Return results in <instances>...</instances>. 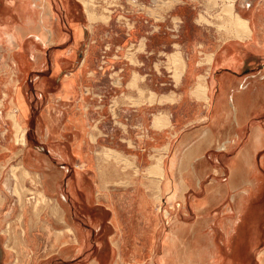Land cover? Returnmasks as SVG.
<instances>
[{"label": "rangeland", "instance_id": "1", "mask_svg": "<svg viewBox=\"0 0 264 264\" xmlns=\"http://www.w3.org/2000/svg\"><path fill=\"white\" fill-rule=\"evenodd\" d=\"M63 1L52 0L55 17L50 25L55 24L56 32L47 44L39 43L37 50L42 52L44 59L39 66L36 64L37 66L29 68L23 80L29 108L27 121L23 124L26 144L14 141L17 129L15 116H12L13 113L10 116V112H14L21 121L19 108L10 101L0 105V141L4 142L5 138H9L16 147L4 155L5 149L0 148V162L3 161L0 164L5 162L8 186L11 189L8 190L13 196L9 198L10 202L4 204V201L1 202L3 197L0 192V208H4L0 214V243L4 247L6 242L16 243L22 254L21 264H175L167 258V254L177 249L181 258L189 261L190 251L193 250H188L191 245H174L170 240L169 225L165 222L164 215L165 208L174 204L168 196L173 194H169L172 191V182L179 178L180 171H164L156 167L149 169V166L157 164V158H160V163L162 158H165L166 163L171 161L177 151V138L172 139L171 149L163 154L162 147L166 140L161 137L157 142L159 147L154 152L151 142L147 143L148 138L141 137L142 130L146 128L143 129V125L138 121L137 111L136 118H132L137 130L132 125L133 127L129 128L130 133H127L132 136L131 139L120 138L121 122L124 130H127L125 132H128L127 127L130 124L127 122V116L122 119L120 117L121 101L124 104L123 115L126 114L125 105L128 103L132 104L131 108L135 110L140 106L150 105L149 121L153 118V112L162 109V105L158 103H162V99L158 100L156 92L150 90L152 80L146 79V73L152 72L154 59L148 57L145 42L137 44L136 41L142 35L145 36L151 28V22H148L150 12L159 14L158 18H161L163 9L175 14V9L172 12L170 10L179 0H134L135 6L132 7L126 0H89V7L97 16L92 22L102 23L93 28L95 31L92 33L85 2ZM153 1L158 9H152ZM258 1L254 0V4L249 8L244 7L241 1L235 6L239 13L248 16L254 11V5H257ZM10 2L11 0H0V16L5 8L9 10ZM226 2L229 0H209L206 10L215 19H221V5ZM37 11L39 15L42 11L41 5L37 6ZM3 20L1 17L0 21ZM22 23L19 18L18 21L12 22L9 28L23 25ZM72 23L79 25L80 30L75 55L55 74L52 72V53L72 48L76 39L70 27ZM129 27L132 28L135 44L126 48L124 36ZM99 36L100 41H95V45L90 43ZM104 39L108 49L104 53L106 56L102 57ZM158 42L156 41V46ZM167 43V51H171V42ZM90 45L91 54L84 65V55ZM23 50L31 54L29 48ZM126 51L129 55L122 57ZM2 54L3 52H0V62ZM163 54L161 62L166 63L168 67L174 66L178 78V71L183 64L182 58L179 57L178 64L174 56ZM30 58L34 60L32 55ZM128 67H134L136 71L134 83L130 85L131 92H128L127 87L131 72ZM120 68H123L122 72ZM74 73L79 75L77 87L81 96L77 99L61 98L58 91L62 80ZM9 76L11 75L7 73L0 75V87H4ZM93 87L97 90H90ZM99 87L101 90H98ZM0 94L3 98V90H0ZM98 99H101L103 104L101 118ZM82 120L88 124L84 139L83 127L80 126ZM163 125H168V121ZM89 133L97 135L96 140L89 137ZM77 139L83 141L81 153L86 155L89 152L92 155V167H83L86 160L80 157V153L73 151ZM22 148L24 152H21ZM113 150L119 154H115L116 151ZM60 151L67 153L66 158L59 155ZM211 152L213 150L204 156L210 166L213 161ZM22 165L30 168L33 173L24 174L21 171ZM29 165L31 167H28ZM0 167L2 171L3 167ZM38 172H45L46 181L43 176L39 178ZM198 176L202 180V188L187 194L190 202L196 205L201 202L203 188L206 189L211 184L214 173L201 171ZM79 177L83 178L82 183L78 181ZM227 177L226 173L221 176L224 182L228 181ZM191 178L194 176L191 175ZM199 179H193L195 186L198 185ZM49 181L52 184L50 186ZM166 183H171V186H166ZM252 189L256 196L252 199L248 218L237 225L232 235V246L226 243L223 234L218 233L222 252L217 264H264V256H259L264 250V184L261 190ZM217 200L216 196L209 200L210 211L222 216L227 203L220 205ZM177 203L176 201L175 204ZM10 209L13 211L8 218L6 214ZM23 210L24 220L20 219ZM193 210L195 215L190 214V217H200L203 214L194 208ZM149 217L158 220L152 225L147 219ZM75 221L88 232L87 244H79L76 235L74 236L72 226ZM250 224L255 228L256 237L249 236L247 239L243 236V240L247 241L244 245L239 243L241 246L234 248L235 243L239 242L238 233ZM185 234L183 239L189 244V240H192L197 232L188 225ZM228 247L234 249L233 259L227 257L230 255ZM12 253L13 259L17 251ZM0 264H10V258H3L0 253Z\"/></svg>", "mask_w": 264, "mask_h": 264}, {"label": "crops", "instance_id": "2", "mask_svg": "<svg viewBox=\"0 0 264 264\" xmlns=\"http://www.w3.org/2000/svg\"><path fill=\"white\" fill-rule=\"evenodd\" d=\"M21 1L11 0L9 10L5 8L0 16L4 19L0 21V40H2L0 42V52H3L2 56L4 55L3 58L5 57L7 60L6 66H4L5 69L0 70V75L6 73L11 75L7 78L4 87H0L4 95L1 98L0 94V105H4L9 101L16 104L20 110L22 120L20 121L14 112H10V116L11 113L15 114L14 120H17L23 129V124L26 123L29 115L23 80L28 74L29 68L36 64L39 66L44 59L42 52L37 50L39 43L47 44V42H50L56 29L55 24L50 25L55 17L52 0H25L24 5H20ZM82 1L85 2V10L90 21L89 29L92 33V31H95L92 29L102 25V23L99 21L92 22L97 16L90 9L89 0ZM126 1L130 3L131 7L135 6L134 2L136 1ZM208 1L179 0L170 10L172 12L175 9L176 13L171 14L167 9H163L161 18H158L159 14L157 15L155 12L149 13L148 22H151V28L145 36L142 35L136 42L139 44V42L144 41L148 57L154 59L152 72L146 73V79L150 78L152 80L153 84L150 90L156 92L158 100L162 99V103L158 102L162 105V109L153 112V118L149 121V118H151L149 117L150 105L140 106L135 110V108H131L132 104L128 103L125 105L127 107L126 114L123 115L124 104L122 101L120 102V105H122L120 117L122 119L127 116V122L130 123L127 127L128 132H125L127 130H124L121 122V139H131L132 136L127 135V133H130V127L136 125L132 122V118L134 119L136 116V111L138 121L143 125L142 128H146L142 130L141 137L146 136L148 138L147 143L151 142L154 152L159 147L157 142L161 137L166 140L162 147L163 154L169 148L171 149L172 139L177 138V151L172 156L171 161L166 163L165 158H162L160 163V158H157V164L149 166V169L156 167L164 171H180L179 178L172 182V191L169 194H173L169 195L168 198L174 202H181L182 206L169 221L164 214L165 222L169 225V237L174 245L180 243L186 246L191 245L188 250H193L190 251L191 259L189 261L184 257L181 258L177 248L171 254L168 253L167 258L173 260L175 264H187L188 262L191 264H217L221 255L220 252H222V247L218 241V233L223 234L226 243L232 246V235L237 225L248 218L252 199L256 196L252 188L261 190L264 184V0H259L258 4L254 5V11L248 16L239 13L235 5L238 1H241L244 7L249 8L254 4V0H229L225 5L221 3V8L223 7L220 9L221 19H215L207 12ZM38 5L42 7L39 15ZM152 5L153 10L158 9V6L155 7L157 5L155 1ZM90 15H92V18ZM19 18L23 21V25L19 24L12 29L9 28L10 24L15 20L18 21ZM70 27L76 39L69 50H58L52 53V72L55 74L59 73L67 65L68 60L75 55L80 30L79 25L75 23H72ZM130 27L124 36L126 48L130 44H135L132 28ZM7 38H13L12 46L6 43ZM97 38V40L90 43L95 45V41L96 43L98 40L100 41V36ZM156 41H159L157 46L155 45ZM167 42H171V51H167ZM102 44L103 54H101L102 57H105L104 53L108 49L107 41L104 39ZM26 47L30 49V55L34 58L33 61L30 55L23 50ZM91 47L90 45L84 55V65L89 60ZM127 53L126 51L122 57H127L129 55ZM163 53L174 56L178 64L180 58H182L183 64L178 71V78H176L177 73L174 66L168 67L166 63L161 62V58L164 57ZM128 68L131 72L127 87L128 92H131L130 85L134 83L136 71L134 67ZM120 71L122 72L123 68H120ZM78 76V73H74L62 80V85H60L58 91L61 98L77 99L81 96L77 87ZM90 90L97 89L93 87ZM98 90H101V88L99 87ZM173 97L174 99L171 100ZM98 101L101 118L103 116L101 115L103 104L101 99H98ZM115 117L117 123V116ZM14 120L12 121L14 122ZM161 121L162 124H160ZM166 121H168V125H163ZM87 125L84 120L80 123L84 131L83 139L86 137ZM142 128L139 126L140 130ZM48 131L50 132L49 127ZM88 135L93 140L98 137L94 133ZM82 142V139H77L74 142L73 151L80 153V157L86 160L83 167H92L94 164L92 155L89 152L86 155L81 153ZM0 148L5 149V146ZM211 150L213 152L210 156L213 161L210 166L206 163L204 156ZM24 151V148H22L21 152ZM5 152H7L6 149L3 154ZM261 153H263L262 156ZM115 154H119V152L116 151ZM59 155L66 158L67 153L60 151ZM24 160L26 162V159ZM201 171H211L214 176L211 184L206 189L203 188L204 193L201 202L196 205L194 202H190L187 194L199 187L202 188V180L198 176ZM223 173L228 174L226 178L228 181L226 182L221 178ZM191 175L194 176L193 179L200 178L198 185L195 186ZM38 176L40 179L43 176L44 181L47 179L45 172L39 173ZM164 177L166 178V176ZM78 181L82 183L83 178L79 177ZM50 185L52 184L49 181L48 186ZM166 186H171V183H166ZM176 186L178 193L175 192ZM0 192L3 197L1 202L4 201V204L10 202L13 196L10 195L5 186L0 187ZM212 196L218 198L217 201L220 205L229 203L230 207H228L227 212H222L223 215L233 214L234 208L238 207V201L242 197L243 200L241 201L245 202V208H243V213L238 217L235 226H221V215L219 213L213 214L210 211L209 200L212 199ZM167 208H170V204ZM193 208L203 214L200 217H190V214L195 215ZM0 210L2 213L4 208H0ZM24 211L20 214L22 220L25 219ZM1 219L0 216L2 224ZM147 219L152 225L158 220L155 217ZM188 225H191L194 232H197V235L189 240V244L186 243L187 240L183 239ZM72 227V232L74 236L76 235L79 244H87L88 232L83 229L81 224L75 221ZM1 228L2 226H0ZM238 235L240 236L238 238L239 242L235 243L234 248L244 245L249 236L256 237L255 228L250 224L245 230H241ZM243 236L247 239L243 240ZM239 243H241L240 246ZM5 247L0 243V253L3 258L5 256L10 258V264L12 262L21 264L22 254L16 243L6 242ZM232 248L228 247L231 256L227 255L231 259L234 258V249ZM14 251H17L16 256L13 258L15 261L12 259L14 255L12 252ZM4 252L7 254L5 255Z\"/></svg>", "mask_w": 264, "mask_h": 264}, {"label": "bare ground", "instance_id": "3", "mask_svg": "<svg viewBox=\"0 0 264 264\" xmlns=\"http://www.w3.org/2000/svg\"><path fill=\"white\" fill-rule=\"evenodd\" d=\"M24 1L25 0H22L19 4L20 5H24ZM230 8V7H229ZM228 10V9H227ZM230 10V9H229ZM229 12V11H228ZM90 17L92 18V15H90ZM2 40H0V42H1ZM6 43L8 44V45H10V46H12L13 45V38H11V39H6ZM2 56V55H1ZM4 56V55H3ZM3 56L1 57V62H0V70L2 69V68H4V66H6V63H7V60L5 59V57L3 58ZM9 63V65L11 66V64H10V62H8ZM5 69V68H4ZM3 70V69H2ZM180 73V72H179ZM14 115L15 114H12V116L14 117ZM15 125H16V129H17V133L16 134H14V141H16L17 143H21V144H26V138H25V133H24V130L22 129V126H21V124L19 123V122H17V120H15ZM3 125V124H2ZM6 140H4V142H2V141H0V146H5V149H6V151L8 152V151H12L13 149H15L16 147H15V143L13 142V141H10L9 140V138H5ZM17 145V144H16ZM4 155V154H3ZM2 167H3V170L1 171V168H0V187H4L5 186V188H6V190H8L10 187L8 186V180H9V178H7V174H6V166H5V162L4 163H2V164H0ZM15 168L14 169H16V166H14ZM22 167V170L21 171H23V173L24 174H31V170L30 169H28L25 165H22L21 166ZM162 167V166H161ZM18 168V167H17ZM167 185H169V184H167ZM2 190V189H1ZM9 190H11V189H9ZM177 190H178V188H177V186L175 187V192H177ZM4 191V190H3ZM178 193V192H177ZM255 195V194H254ZM174 197V196H173ZM241 199L238 201V207L237 206H235V207H237V208H234L235 210H234V212H233V214H230V215H226V214H224V215H222L221 217V219H220V224H221V226L222 225H226V226H235L236 224H237V222H238V217L240 216V214L241 213H243L242 211H243V208H245L244 207V204H245V202H242L241 200H243L242 199V197H240ZM246 201V200H245ZM176 203V201L174 202V204H171L170 205V208H167L166 207V209L164 210V214L166 215V217L168 218V221H169V219H171L173 216H174V214H177V213H175L177 210H179V208H181V206H182V204H181V202H178L177 204H175ZM235 203H236V201H235ZM237 204V203H236ZM228 207H230L229 206V203H227V205L224 207V209H223V211L224 212H227L228 211ZM239 208V209H238ZM1 211V210H0ZM223 212V213H224ZM1 213V212H0ZM9 215H11V210H10V212H8L7 214H6V216L8 217ZM219 215V214H218ZM217 216V215H216ZM241 219V218H240ZM174 225V224H173ZM0 226H1V222H0ZM229 235V234H228ZM1 238V237H0ZM4 254L6 255L7 253L6 252H4ZM259 256H261V258L264 256V250L262 251V252H260L259 253Z\"/></svg>", "mask_w": 264, "mask_h": 264}]
</instances>
